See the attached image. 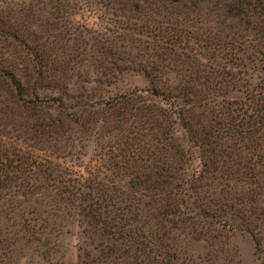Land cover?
<instances>
[{
	"label": "trees",
	"instance_id": "1",
	"mask_svg": "<svg viewBox=\"0 0 264 264\" xmlns=\"http://www.w3.org/2000/svg\"><path fill=\"white\" fill-rule=\"evenodd\" d=\"M211 1L218 19L220 8L230 27L235 16L248 30L254 18L252 29L264 38V0ZM34 4L0 0V33L13 38L11 58L0 61V264H24L30 253L47 258L55 219L70 209L90 246L76 264H169L163 243L175 229L219 236L214 224H226L225 210L234 208L223 194L227 179L241 168L252 175L250 157L240 161L235 150L263 124L264 62L242 61L240 44H173L187 36L173 28L160 43L60 47L53 61L26 22ZM249 49L264 53V45ZM250 67L260 69L257 84ZM124 73L143 75L147 85L113 90ZM231 91L243 95L228 97ZM16 109L26 114L21 123L7 120ZM26 131L30 141L18 142ZM81 141L93 144L85 160ZM194 150L198 168L188 171ZM254 154L253 163L264 159V151Z\"/></svg>",
	"mask_w": 264,
	"mask_h": 264
},
{
	"label": "rangeland",
	"instance_id": "2",
	"mask_svg": "<svg viewBox=\"0 0 264 264\" xmlns=\"http://www.w3.org/2000/svg\"><path fill=\"white\" fill-rule=\"evenodd\" d=\"M31 1H34L35 4L27 13L26 22L30 29L39 32L42 40H45L52 48L50 58L53 61L54 59L58 61V55H63L60 52L61 49H58L60 47H69L83 42L103 46L128 45L130 42L132 44L160 43L166 40L159 37L162 35V31L173 28L179 34L187 33L186 37L180 36L175 40L168 41L173 44L228 43L233 46L240 44L242 47H247L245 55H239L242 61L247 62L248 65L252 64L254 68L258 67L257 59L264 62V53L250 54L249 47L264 45V38H258L256 30L252 29L255 25L254 18L247 26L249 29L242 30L243 23L237 21L235 16V18L231 16V23L235 26L230 27L229 18L223 19L220 8L221 17L218 19L215 16L216 10L211 0L201 2H194V0ZM36 1L41 2L37 3ZM170 4H176V7H170ZM193 31L203 34L208 32L209 36H199ZM73 32L75 34L72 36ZM129 32L139 40L130 39L131 36L127 38L126 35ZM12 39L10 36L4 38V33H0V61L11 58L6 55L9 54L7 51H10V47L7 45L13 46L10 43ZM260 66L263 65L260 63ZM254 68L250 67L248 73L253 76L251 82L257 84L255 83L258 82L257 77L262 74L260 69ZM146 85L147 80L143 75L124 73L115 83L113 90L141 88ZM233 85L239 86V83ZM77 89L76 85L67 86L68 92L71 93ZM53 92L54 90H44V93L47 94ZM2 93L3 90L0 89V108L4 106ZM242 95L240 92L231 91L228 97L239 98ZM6 113L8 121L16 120L18 123H21L20 121L26 117V114L19 112V109H16L12 114ZM3 116L4 114L0 115V123ZM17 131L11 128L9 129L11 134L7 135H13L14 138ZM20 131H22L21 124L19 133H22ZM25 134L21 136V139L19 138L18 142L30 141V139L23 138L30 136L29 131H26ZM97 134L103 136L100 143L106 140L103 130H99ZM34 144L36 148L43 145L41 142ZM238 145L235 150L236 157H239L240 161L243 160V157L244 159L250 157L251 161L246 164L251 167L249 171H251L252 177L243 174L248 171L247 168H241V172L238 171L236 176L232 175L227 179L223 194L227 200L230 198V202L234 203V208L232 211L225 210L226 224H222V226L214 224L219 233V236L215 237L212 236L213 233L197 235L195 232H188L187 228L175 229L163 243L166 251L173 254L172 262L170 261L169 264H264V168L257 165L264 164V159L261 158L258 163H253L256 160L254 153L258 150L264 151V120L260 131L254 130L249 141L243 139L238 142ZM68 147L63 150V154L67 152ZM92 147L93 144L88 141H81V146H77L82 160H85L87 154L92 152ZM61 154L62 152L58 151V155ZM191 156L187 164L188 171L198 168L196 150ZM243 162L245 163V160ZM242 171L244 172L242 173ZM139 214H142V211H138L136 218ZM55 222V230L50 237L54 241V245L52 250L49 249L48 257L42 258L36 253H30L24 264H76L80 249H90L89 241L82 232L84 222L79 215L73 213V210L70 209L69 213H63L62 218H56ZM255 243H258L257 248ZM162 251L160 249V252ZM20 261L22 262V260Z\"/></svg>",
	"mask_w": 264,
	"mask_h": 264
}]
</instances>
